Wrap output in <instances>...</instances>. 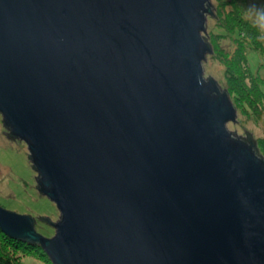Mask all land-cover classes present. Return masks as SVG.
Returning a JSON list of instances; mask_svg holds the SVG:
<instances>
[{"label":"water","instance_id":"obj_1","mask_svg":"<svg viewBox=\"0 0 264 264\" xmlns=\"http://www.w3.org/2000/svg\"><path fill=\"white\" fill-rule=\"evenodd\" d=\"M210 1L0 0V112L61 213L48 237L0 206L4 234L53 264H264V158L205 76Z\"/></svg>","mask_w":264,"mask_h":264},{"label":"rangeland","instance_id":"obj_2","mask_svg":"<svg viewBox=\"0 0 264 264\" xmlns=\"http://www.w3.org/2000/svg\"><path fill=\"white\" fill-rule=\"evenodd\" d=\"M204 36L212 44L204 62L206 78L216 79L229 90L238 118L229 128L238 136L253 133L264 155V0H211ZM0 112V206L13 212L32 214L37 230L50 237L54 226L37 216H49L54 222L61 213L56 203L41 193L32 166L28 144L8 137ZM20 264H50L38 254L5 246ZM11 248V250L9 249ZM4 254L6 251H3Z\"/></svg>","mask_w":264,"mask_h":264},{"label":"trees","instance_id":"obj_3","mask_svg":"<svg viewBox=\"0 0 264 264\" xmlns=\"http://www.w3.org/2000/svg\"><path fill=\"white\" fill-rule=\"evenodd\" d=\"M211 9V6H210ZM208 44H210L211 49H213L212 44L207 41ZM209 79H214L212 77H208ZM222 89V88H221ZM224 92H229V90H225L223 89ZM234 135H236L234 133ZM10 136L13 138H17L14 135H12L10 133ZM240 139L242 138L247 144H249L250 146H255V149L257 151V153L264 158V155L261 152L260 149V145L258 140L256 139L255 135L253 133L247 132L246 135L244 136H238ZM41 222H44L46 225L48 226H53L56 222L53 221V219H51V217L48 216H41L40 218ZM36 222H38V220L36 219ZM45 235V234H44ZM12 246V248H16V249H23L24 252L26 253H30V254H38L39 256H42L46 259V261H48L50 264H53V262H51V260L49 259V257L46 255L43 247L31 240H25V239H20V238H12L11 236L7 235L6 233L4 234V232L2 231V229L0 228V264H20L18 261H15L14 258H12L11 254H9V250L6 249L5 246ZM11 250V248H9ZM3 251H6V253L4 254Z\"/></svg>","mask_w":264,"mask_h":264}]
</instances>
